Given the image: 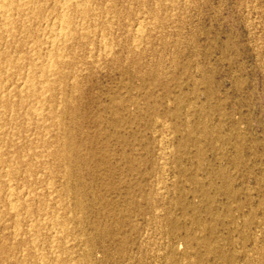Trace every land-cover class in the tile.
<instances>
[{"label":"rangeland","instance_id":"rangeland-1","mask_svg":"<svg viewBox=\"0 0 264 264\" xmlns=\"http://www.w3.org/2000/svg\"><path fill=\"white\" fill-rule=\"evenodd\" d=\"M51 1L34 41L60 28ZM91 1L39 53L53 93L4 111L0 264H264V0Z\"/></svg>","mask_w":264,"mask_h":264},{"label":"bare ground","instance_id":"bare-ground-1","mask_svg":"<svg viewBox=\"0 0 264 264\" xmlns=\"http://www.w3.org/2000/svg\"><path fill=\"white\" fill-rule=\"evenodd\" d=\"M53 1V0H52ZM51 1V2H52ZM91 0H59L58 1H54L52 2L51 8L53 9L52 11L54 12L55 16H54V21H56L60 26L59 29H54L52 30L50 28V32L49 35H51V37L49 38V40L46 41V39L44 41H40L41 37H39V40H33L31 38L30 35L32 34H37L40 30V23L41 21L44 20L46 13L45 9L46 5L44 4V0H0V137H4L8 133L7 129H5L4 126L5 122L3 120V116H5L4 111H10L9 113H13V111L15 109H17L19 107V110L22 111V108L20 107V105H22V103L24 102L23 98L26 100H33V101H41L42 99H44L46 97V95L48 93H50L53 89H51L50 91V85L49 86H44L45 82L43 80V78H45L46 74L48 75L49 73H47L48 71L54 70L56 67L60 66L61 62L60 61H54L52 64L47 65L46 62H44V58H38L40 55V51L42 52L43 50H46L49 48V50L51 51H59V49L61 48V46L57 45V43H60L61 45L66 44L68 41H70L74 35H75V31L73 28L74 26L71 23V19L70 18H74V16L78 17V18H84L85 17H92L91 15L96 14L94 8H91L89 6V2ZM112 1V0H111ZM156 1V0H155ZM158 1V0H157ZM163 1V0H162ZM173 1V0H172ZM92 2V1H91ZM95 2V1H94ZM159 2V1H158ZM109 3V2H108ZM120 3V2H119ZM162 3V2H161ZM160 3V4H161ZM101 4V3H100ZM155 4V3H154ZM91 5V4H90ZM95 5V4H94ZM112 5V4H111ZM163 5V4H162ZM100 8V7H99ZM107 9V8H106ZM111 8H109L110 10ZM50 10V8H49ZM107 10V11H109ZM113 10V9H112ZM111 10V12H112ZM157 10V9H156ZM47 11V10H46ZM104 11V10H103ZM51 12V11H50ZM103 13V12H102ZM102 13H99V15H103ZM108 13V12H107ZM52 14V13H51ZM109 14V13H108ZM112 14V13H111ZM118 14V13H117ZM155 14V13H154ZM48 15V14H47ZM100 15V17H101ZM107 15V14H105ZM143 15V13H142ZM49 16V15H48ZM104 16V15H103ZM111 16V15H110ZM47 17V16H46ZM75 17V18H76ZM96 17V16H95ZM105 17V16H104ZM107 17V16H106ZM109 17V16H108ZM125 17V16H124ZM93 18V17H92ZM99 18V17H98ZM113 18V17H112ZM51 19V18H50ZM49 19V20H50ZM77 19V18H76ZM94 19V18H93ZM90 20V19H89ZM107 20V19H106ZM149 20V19H148ZM151 20V19H150ZM48 21V20H47ZM52 21V20H51ZM73 21V20H72ZM86 21V19L84 20ZM137 21V20H136ZM78 22V20H77ZM92 22V21H91ZM95 22V20H94ZM101 22V21H100ZM118 22V21H117ZM48 23V22H47ZM52 23V22H51ZM80 23V22H78ZM138 23V22H137ZM148 23V22H147ZM152 23V22H151ZM75 24V23H74ZM86 24V22H85ZM108 24V23H107ZM57 25V24H56ZM84 25V24H81ZM96 25V24H95ZM42 26V24H41ZM44 26V25H43ZM54 26V25H53ZM57 27V26H56ZM80 28L82 26H79ZM142 27V26H141ZM147 27V26H146ZM44 28V27H43ZM42 28V29H43ZM47 28V27H46ZM77 28V27H76ZM86 28V27H85ZM103 28V26H102ZM110 28V27H109ZM48 29V28H47ZM83 30V27L81 28ZM89 29V28H88ZM93 29V28H92ZM95 29V28H94ZM138 29V28H137ZM153 29V28H152ZM106 30V29H105ZM110 30V29H109ZM46 31L43 30V34ZM86 31V30H84ZM82 31V32H84ZM90 31V30H89ZM96 31V30H95ZM101 31V30H100ZM131 31V30H130ZM78 32H80L78 30ZM91 32V31H90ZM81 33V32H80ZM134 33V32H133ZM137 33V30H136ZM140 33V31H139ZM43 34L41 33V36H43ZM46 34V33H45ZM44 34V35H45ZM78 34V33H76ZM47 35V34H46ZM86 35H89L88 31L79 34V37H87ZM30 36V38L32 39V42L28 41V37ZM37 36V35H34ZM40 36V35H39ZM93 36V35H92ZM33 37V35H32ZM85 37L83 39H85ZM104 37V36H103ZM77 38V37H76ZM81 38L79 39V41H81ZM139 38V37H137ZM142 38V37H141ZM88 39V38H87ZM102 39V38H101ZM136 40V39H135ZM34 41V42H33ZM74 41V40H72ZM89 41V40H88ZM138 41V40H137ZM57 42V43H56ZM77 42V41H76ZM100 42V41H99ZM64 43V44H62ZM69 44V43H68ZM95 44V43H94ZM70 45V44H69ZM67 45V48L68 46ZM76 45V44H75ZM72 46V44H71ZM79 46V45H78ZM104 46V45H103ZM66 47V46H64ZM84 47V46H83ZM96 47V46H95ZM63 48V46H62ZM66 48V50H67ZM65 49V48H64ZM69 49V48H68ZM105 49V48H104ZM138 49V48H137ZM12 50L10 52L13 53V55L9 54L8 51ZM48 50V51H49ZM66 50L64 52H66ZM106 50V49H105ZM131 50V48H130ZM47 51V52H48ZM61 51V49H60ZM63 51V50H62ZM104 51V50H102ZM139 51V50H138ZM50 52V51H49ZM98 52V51H97ZM111 52V51H110ZM54 53V52H53ZM59 52H57L58 54ZM63 53V52H62ZM55 56L57 57L58 55H56V53H54ZM54 54H51L52 56H54ZM100 54V53H99ZM103 54V53H102ZM50 56V55H49ZM61 56V55H60ZM55 57V58H56ZM59 57V56H58ZM86 57V56H85ZM90 57V56H89ZM131 57V56H130ZM30 58H32L36 63L33 69H28L25 71L23 74H18L17 72L19 71V66L21 64L24 65V62L26 60H30ZM54 58V57H53ZM79 59V58H78ZM32 60V61H33ZM49 60V59H48ZM31 61V60H30ZM33 61V62H34ZM40 61V62H39ZM46 61V60H45ZM51 61V60H50ZM62 61V58H61ZM65 61V60H64ZM75 61V60H74ZM29 62V61H28ZM32 62V63H33ZM68 62V61H67ZM38 63V64H37ZM26 64V62H25ZM63 64V63H62ZM70 64V62L68 63ZM73 64V63H72ZM80 64V63H79ZM22 66V65H21ZM64 66V65H63ZM30 67V65H29ZM60 68V67H59ZM22 69V68H21ZM20 69V70H21ZM23 70V69H22ZM57 70V69H56ZM60 70V69H58ZM73 70V68H72ZM69 71V70H68ZM80 71V70H79ZM50 72V74H51ZM54 72V71H53ZM56 72V71H55ZM58 72V71H57ZM56 72V74H57ZM64 72V71H63ZM134 72V71H133ZM68 73V72H67ZM63 74V73H62ZM60 75V73H59ZM75 75V74H74ZM15 76L16 77V82L13 84V86H4V84L6 85V83H8V81L6 83L3 84L4 81H6V79H11L10 77ZM67 76V75H66ZM72 76V75H71ZM61 77V76H60ZM65 77V76H64ZM54 78V76L52 77ZM62 78V77H61ZM60 78V79H61ZM80 78V77H79ZM54 79H57L56 76ZM66 79V78H64ZM48 80H49V76H48ZM53 80V79H52ZM59 80V79H57ZM63 80V79H62ZM81 80V79H80ZM56 81V80H55ZM60 81V80H59ZM72 81L73 80V76H72ZM52 82V81H51ZM61 82V81H60ZM75 82V81H74ZM47 83V82H46ZM49 83V82H48ZM47 83V84H48ZM52 84V83H51ZM57 84V83H56ZM64 84V83H63ZM54 85V84H53ZM52 87H55L53 86ZM58 85V84H57ZM60 85V84H59ZM72 85V84H71ZM67 86V85H66ZM58 88V87H57ZM62 88V87H61ZM61 88H59V90H62ZM58 90V91H59ZM58 91H56L58 93ZM64 91V90H63ZM53 93V91H52ZM62 93V92H61ZM75 94V93H74ZM50 95V94H49ZM54 95V94H53ZM51 96V95H50ZM62 96V95H61ZM52 97V96H51ZM50 97V98H51ZM18 98V99H16ZM47 100V99H46ZM44 102V101H43ZM41 101V103H43ZM49 102V100H48ZM53 103V102H52ZM54 104V103H53ZM24 105V104H23ZM56 105V104H55ZM24 107V106H23ZM21 108V109H20ZM59 108V107H58ZM64 108V107H63ZM56 109V108H55ZM25 110V111H24ZM52 110V109H51ZM25 115L27 116H31L34 119H39L38 117H40L38 111H36V109L34 110L31 107L26 106L25 109H23ZM40 112V111H39ZM42 112V111H41ZM47 112V111H46ZM8 113V114H9ZM59 115V114H58ZM51 117V114L49 115ZM18 117V116H17ZM42 117V116H41ZM71 117V116H70ZM27 118V117H26ZM13 119V118H12ZM12 119H9L7 124L13 122ZM31 119V118H30ZM7 120V119H6ZM33 120V119H32ZM40 120V119H39ZM21 121V120H20ZM34 121V120H33ZM61 121V120H60ZM43 122V121H42ZM41 122V123H42ZM58 122V121H57ZM2 123H4L3 125H1ZM23 123V122H22ZM61 123V122H60ZM62 123H64V121H62ZM16 124V123H15ZM59 124V122H58ZM9 125V126H10ZM56 125L57 126H60ZM8 126V127H9ZM13 126V125H12ZM21 126V125H20ZM55 126V124H54ZM65 126V125H64ZM62 125L61 128H64L63 130H61V135H63V131H66V127H64ZM45 127V126H44ZM55 127V129H56ZM28 128V127H27ZM36 128V127H35ZM59 131V128L57 129ZM55 132V131H54ZM70 132V129L68 130V133ZM14 133V132H13ZM28 133V132H27ZM58 133V132H57ZM63 133V134H62ZM8 136V135H7ZM6 136V137H7ZM64 136V135H63ZM66 136V135H65ZM14 138V137H12ZM64 138V137H63ZM68 138V137H67ZM5 140L8 138H4ZM42 139V137H41ZM3 140V139H2ZM4 140V141H5ZM66 140V139H64ZM8 141V140H7ZM6 141V142H7ZM15 141V140H14ZM63 141V140H62ZM67 141V140H66ZM17 142V141H16ZM38 142V141H37ZM68 142V141H67ZM70 142V140H69ZM68 142V143H69ZM5 143V142H4ZM3 143V144H4ZM9 143V142H8ZM6 143V144H8ZM63 142V146H64ZM1 142H0V147H1ZM2 144V145H3ZM10 144V143H9ZM43 144V143H42ZM45 144V143H44ZM11 145V144H10ZM69 145V144H68ZM67 143L65 145L68 146ZM9 146V145H8ZM43 146V145H42ZM4 147V146H3ZM9 147H13V146H9ZM38 147V146H37ZM41 147V146H40ZM64 149H67V147ZM15 148V147H13ZM60 148V147H59ZM69 148V147H68ZM2 149V147H1ZM6 149V148H5ZM17 149V148H16ZM16 149L14 151H16ZM24 149V148H23ZM41 149V148H40ZM58 149V148H57ZM63 149V147H62ZM61 150V149H60ZM68 150V149H67ZM66 150V151H67ZM1 151V150H0ZM3 151V150H2ZM7 151V150H6ZM28 151V150H27ZM34 151V150H33ZM37 151V150H36ZM9 152V151H7ZM11 152V151H10ZM17 152V151H16ZM53 152V151H52ZM59 152V150H58ZM65 150H63V153L61 151V156L64 155ZM68 152V151H67ZM12 153V152H11ZM54 153V152H53ZM56 153V152H55ZM54 153V156H55ZM13 154H15L13 152ZM23 154V153H22ZM59 154V153H58ZM67 154V153H66ZM65 154V155H66ZM3 155V154H2ZM6 155V154H5ZM11 156V154H9ZM28 155V154H27ZM68 155V154H67ZM7 156V155H6ZM17 156V155H14ZM69 156V155H68ZM1 157V154H0ZM59 157V156H58ZM65 157V156H63ZM3 158V157H2ZM5 158V157H4ZM16 158V157H15ZM23 158V157H22ZM68 158V157H67ZM5 159H1L0 158V198L3 197L7 202V204H2L1 206V210H4V212L9 213H13L14 211V203H13V188L11 185V180L13 178V172L12 170L9 169L8 166H10L11 161H8ZM12 159V157L10 158ZM9 159V160H10ZM47 159V158H46ZM58 159V158H57ZM60 159V157H59ZM63 159V158H62ZM21 160V159H20ZM39 160V159H38ZM64 160V159H63ZM68 160V159H66ZM71 160V159H70ZM39 162V161H38ZM65 162V161H64ZM68 162V161H67ZM15 163V160H14ZM31 163V162H30ZM17 164V163H15ZM19 164V163H18ZM28 164V163H27ZM39 164V163H38ZM44 164V163H43ZM7 165V166H6ZM14 165V164H13ZM68 165V163H67ZM19 167V166H18ZM11 168V166H10ZM13 168V167H12ZM64 169V168H63ZM68 169V168H67ZM69 170V169H68ZM67 170V171H68ZM32 171V170H31ZM52 171V170H51ZM65 171V170H64ZM67 171H65L67 173ZM69 172V171H68ZM27 173V172H26ZM56 174V173H55ZM62 174V173H61ZM65 174V173H64ZM68 174V173H67ZM63 176V175H62ZM71 178V176H69ZM24 178V177H23ZM14 179V178H13ZM46 179V178H44ZM65 179V178H64ZM68 179V176L67 178ZM192 179V178H191ZM198 180V179H197ZM197 180L195 182H197ZM49 181V180H48ZM67 181V180H66ZM70 181V180H69ZM68 181V182H69ZM193 181V182H194ZM67 183V182H66ZM11 184V185H10ZM49 184V182H48ZM197 183H195L196 185ZM21 185V184H20ZM3 188V189H2ZM23 190H25L23 188ZM18 196V195H17ZM20 198V197H18ZM3 199V200H4ZM2 200V199H1ZM45 200V199H44ZM2 202V201H0ZM20 202V201H19ZM28 203V202H27ZM46 203V202H44ZM1 204V203H0ZM19 206V205H18ZM23 206V204H22ZM21 208V207H20ZM0 210V211H1ZM19 211V210H18ZM22 217V215H21ZM31 218V217H30ZM1 219V217H0ZM14 219V218H13ZM37 219V218H36ZM3 220V219H2ZM29 220V219H28ZM27 220V221H28ZM1 221V220H0ZM24 222V221H23ZM40 222V221H39ZM47 222V220H46ZM2 223V221H1ZM43 223V222H42ZM54 225V222H52ZM42 224H40L41 226ZM64 226V225H63ZM19 227V226H18ZM21 228V226H20ZM29 228V227H28ZM31 228V227H30ZM55 228V227H54ZM58 228V227H57ZM44 229V228H43ZM56 229V228H55ZM21 230V229H20ZM68 230V229H67ZM45 231V230H44ZM62 231V229H61ZM27 232V231H26ZM67 232V231H66ZM16 234V233H15ZM26 234V233H25ZM28 235V234H27ZM26 235V236H27ZM54 236V235H53ZM18 237V236H17ZM16 237V238H17ZM28 237V236H27ZM50 237V236H49ZM186 237H189L188 235H186ZM25 238V237H24ZM33 238V237H32ZM199 238V237H198ZM27 239V238H26ZM34 242V241H33ZM42 242V241H41ZM55 242V241H53ZM62 242V241H61ZM24 243V241H23ZM30 243V242H29ZM35 243V242H34ZM64 243V242H63ZM28 244V243H27ZM37 244V243H36ZM60 245V243H58ZM62 244V243H61ZM38 246V245H37ZM10 247V246H9ZM40 247V246H39ZM59 247V246H58ZM63 247V246H62ZM51 248V247H50ZM208 248V246H207ZM24 249V247H23ZM14 250V249H13ZM1 251V250H0ZM13 252V251H11ZM8 254V253H7ZM11 255V254H10ZM54 255V254H53ZM41 256V255H40ZM3 257V256H2ZM8 257V256H7ZM11 257V256H10ZM38 257V256H37ZM55 257V256H54ZM12 259V257L10 258ZM46 259V258H45ZM20 260V259H19ZM188 260V259H187ZM22 261V260H21ZM42 261V260H41ZM16 262V260H15ZM40 262V261H39ZM184 262V261H183ZM24 263V262H23ZM43 263V262H42ZM185 263V262H184ZM182 263V264H184ZM230 264V263H229Z\"/></svg>","mask_w":264,"mask_h":264}]
</instances>
